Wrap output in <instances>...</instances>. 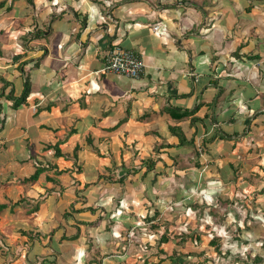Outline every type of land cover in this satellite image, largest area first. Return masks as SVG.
<instances>
[{
	"label": "crops",
	"instance_id": "crops-1",
	"mask_svg": "<svg viewBox=\"0 0 264 264\" xmlns=\"http://www.w3.org/2000/svg\"><path fill=\"white\" fill-rule=\"evenodd\" d=\"M2 2L0 263L170 264L158 226L185 222L191 180L264 206V0ZM114 46L141 55V78L100 73ZM19 233L34 249L11 260Z\"/></svg>",
	"mask_w": 264,
	"mask_h": 264
},
{
	"label": "rangeland",
	"instance_id": "rangeland-1",
	"mask_svg": "<svg viewBox=\"0 0 264 264\" xmlns=\"http://www.w3.org/2000/svg\"><path fill=\"white\" fill-rule=\"evenodd\" d=\"M28 18L34 19L35 17L28 16ZM36 32L37 31H31V32L26 31L25 33L27 34L25 35H23L24 33L20 34V36H22L21 40L23 44L27 45V43L30 40L26 41L25 38H27L30 35H34ZM6 52L8 51L5 50L4 53ZM191 182L193 183L192 187H194L195 184H196L195 186L197 187L195 188L196 189L195 194L193 195L187 193L184 194L183 206L186 209L187 208L191 209V211L190 210L185 211V209L183 211V217L181 220L185 222L183 224L182 223L179 224L178 222L177 223L175 222L176 220L178 221V219L180 218L178 217L179 215L175 216L174 218L175 220L165 217L163 218L164 220L162 219L159 222L160 226L156 225L158 226V230H160L161 233H164L168 230L169 234L173 236L182 233L183 232L182 229L185 227L187 228L186 231L189 232V234L192 235L202 234V236L206 237V240L211 239L218 233L217 227L206 228L204 225L200 224V220H199L200 216L203 215V211H201V209L207 208L208 210L205 211V213L210 214L211 218L212 215L214 216L216 215L213 221L209 219L208 222L209 223L214 222V224L216 223V226L223 227L221 229L220 234L225 236L227 239L226 241L221 242L219 247H217V251L220 255L215 256L214 254H211L212 258L209 259L210 261L207 262V264H261V263L264 264L263 262L264 257H262L263 260L262 262L259 263L256 261V258L257 259L260 258L259 255L264 256V250L262 249L259 241L260 236L264 237V206L263 204H261L263 200H259L257 197V194L259 192L255 194L251 193L249 195H245V194L238 195V194H233L231 192L228 193L229 191L228 188L226 189L222 188L220 194H219L220 190L201 194L202 191H197V190L200 189V187H203L204 184H202V181H199L200 184L198 185L197 183H195L194 180H191ZM217 193L218 195L215 198V200L211 201L210 199L212 195H216ZM100 196L103 198V195ZM204 196H206V198H204ZM226 200L229 201L228 204L230 205L228 204L227 206L224 205V201ZM201 201L211 202V207H209L206 203L204 204L202 203L203 205L202 208L195 209L199 207L198 205L197 207H195L196 203H200ZM251 201L254 204L250 203ZM37 208L39 209L38 205ZM228 212L230 213L229 217L226 216V213ZM25 216L26 218H22L21 214H19V218H16V220L15 219L12 220V222L14 221V226L16 228L19 226L28 228V226L34 222L33 216H27V215ZM1 229L4 228L1 227ZM153 231L157 233L156 229H154ZM27 236H21L19 233L17 237L11 238L10 236V238H6L8 239V241H3V244L9 249V252L11 254L10 255L11 260L14 259L15 254L13 255V253H16L17 249L20 251H29V252L33 251L34 248H32L33 246L31 245L30 239ZM143 237L146 238V236ZM236 239H238V242H236ZM191 241L192 240H187V242L183 245L182 251H175V247L176 245H178L175 240H171L168 244H164L162 249L165 252V255L168 256L175 255L183 259V261H185L188 264H199V262L200 261L202 262V260H199L198 258L195 259V257L192 256L193 252H197L198 247H196V245H194V242ZM205 241L203 239V246L206 244ZM45 244L47 243H43L42 245L44 246ZM244 244H246L247 246H245ZM42 245L39 246L42 248ZM222 248L228 249L230 253H228L227 256L222 255L223 252ZM160 254L162 253L160 252ZM184 255H187L188 257L185 258ZM6 261L9 262V260ZM192 261H194V263Z\"/></svg>",
	"mask_w": 264,
	"mask_h": 264
},
{
	"label": "trees",
	"instance_id": "trees-1",
	"mask_svg": "<svg viewBox=\"0 0 264 264\" xmlns=\"http://www.w3.org/2000/svg\"><path fill=\"white\" fill-rule=\"evenodd\" d=\"M29 5L31 6L33 4V0H27ZM5 4L6 2H2L0 3V9L4 8L5 7ZM8 11L10 10V8L7 9ZM28 37H32V39L30 40H33L34 39H39V30L34 34V35H30ZM25 40L27 41L28 39L25 38ZM0 81L1 83L3 84V89L2 91H5L7 88H9V86L11 87L12 85L7 82L5 79H3V77H0ZM30 92H31V81L30 79L27 77L25 79V84H24V91L22 93V95L19 97V98H15L14 97V89L12 88L11 92L8 94L7 98L9 100H13V108H17L19 106H21L22 104H24L26 101H27V98L29 97L30 95ZM195 112H189V111H179V110H174L172 109L171 111V116L173 118H179V119H184L185 117H189L191 115H193ZM196 119L194 118L193 119V122H195ZM180 140L182 141L181 144H183L185 141L183 139L182 136H180ZM60 152L57 150L56 151V155L57 156H60ZM75 158H76V154H75ZM41 170L43 169H37L36 173L34 175H32L29 179L26 180V182H34L36 180H38L39 178V175L41 174ZM261 193H264V189L263 191H261ZM205 203V201L203 202V204ZM229 203V201H224V205L227 206V204ZM197 205L199 206L198 208H195V209H200L203 207V205L201 204H198L196 203L195 207H197ZM230 205V204H228ZM2 208H4V206H1ZM194 208V207H193ZM208 209L207 208H202L201 211H203V215L200 216L199 220H200V224L204 225L206 228H211V227H217V230H218V233L211 239H207L206 240V237L205 236H202V234L200 235H192V234H189V232L187 231H183L182 233L180 234H176V235H173L171 236L169 234V231L167 230L166 232L160 234V238L158 240V248H160L161 250V253L165 254V252L163 251L162 246L164 244H168L171 240H175L177 242L178 245H176L175 247V251H182L183 250V245L187 242V240H192L191 242H194V245H196V247H198V250L197 252H193L192 253V256L196 258H198L199 260H202V262L200 261L199 264H207V262H209L210 258H212L211 254H214L215 256H219L220 254L218 253L217 251V247H219V245L221 244V242H224L226 241V237L221 235L220 232H221V229L223 227H220V226H216V223L214 224V222L212 223H209L208 220L211 219L213 221V219H215V216L212 215V218L210 217L211 215L210 214H206L205 211H207ZM230 213H226V216L229 217ZM155 216H153L152 218H146L145 221L146 222H150L153 218H155ZM229 229V227H228ZM226 231V229H225ZM203 239L204 241L206 242V244L203 246ZM259 241H260V244H261V247L262 249L264 250V237H261L259 238ZM236 242H238V239H236ZM245 246H247L246 244H244ZM0 250H1V254L3 256L7 255V251L6 249L3 247V246H0ZM222 255L224 256H227L229 252L228 249H223L222 248ZM185 258H187L188 256L187 255H184ZM260 258H256V261L257 262H262V257H264L263 255H259ZM203 258V259H202ZM164 261H170V264H188L186 263L185 261H183V259L177 257V256H166ZM194 263V261H192ZM264 262V261H263ZM262 264V263H261Z\"/></svg>",
	"mask_w": 264,
	"mask_h": 264
},
{
	"label": "built area",
	"instance_id": "built-area-1",
	"mask_svg": "<svg viewBox=\"0 0 264 264\" xmlns=\"http://www.w3.org/2000/svg\"><path fill=\"white\" fill-rule=\"evenodd\" d=\"M145 68L141 55L133 49L114 46L105 57V65L100 73H110L125 76L130 79H139Z\"/></svg>",
	"mask_w": 264,
	"mask_h": 264
}]
</instances>
